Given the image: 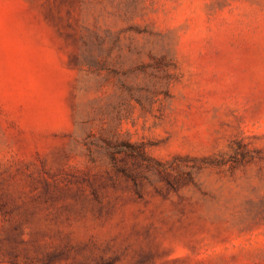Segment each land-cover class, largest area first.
Returning a JSON list of instances; mask_svg holds the SVG:
<instances>
[{
    "label": "rangeland",
    "instance_id": "374dc122",
    "mask_svg": "<svg viewBox=\"0 0 264 264\" xmlns=\"http://www.w3.org/2000/svg\"><path fill=\"white\" fill-rule=\"evenodd\" d=\"M0 264H264V0H0Z\"/></svg>",
    "mask_w": 264,
    "mask_h": 264
}]
</instances>
